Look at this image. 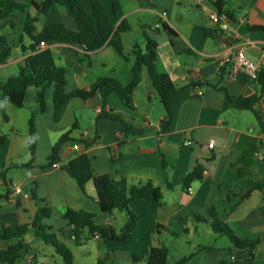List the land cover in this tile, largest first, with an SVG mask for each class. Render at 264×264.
<instances>
[{
	"label": "crops",
	"instance_id": "crops-1",
	"mask_svg": "<svg viewBox=\"0 0 264 264\" xmlns=\"http://www.w3.org/2000/svg\"><path fill=\"white\" fill-rule=\"evenodd\" d=\"M17 1L37 17L38 31L44 24L56 23L76 29L75 21L60 7H52L42 17L32 7L42 0ZM98 1L115 28L123 24L129 27L121 33L126 58L108 44L89 53L81 46L64 42L45 43L44 47L24 54L30 43L23 36V16L14 12L0 18V34L12 48L11 58L0 64V81L18 74L21 67L34 70L54 64L65 69L67 93L89 91L99 78H113L125 86L132 79L135 51H144L146 37H150L157 42V73L169 76L179 89L168 131L163 132L165 112L146 68L133 91L134 109L124 106L115 94L108 98V109L146 129L140 136L126 135L121 125L109 119H96L101 108L99 93L88 100H70L61 120L55 122L53 87L45 90V112L36 102L39 89L31 88L25 96V107L17 108L18 111L8 108L11 132H0L7 135L6 145L0 151V174H5L4 179L0 178V194L8 183L9 197L15 188H20L25 193L34 191L36 197L46 200L51 214L42 223L50 228L49 234H56L57 241L68 248L75 245L72 231L62 232L70 226L63 218L68 210L92 213L97 224L108 225L119 233L126 223L125 214L119 210L103 213L93 184L89 182L81 188L65 168L85 153L95 176L123 177L130 184L150 181L161 189L160 202L146 194L131 203L139 218L137 228L124 241L105 243L114 252L119 246L124 253L146 255L151 246L163 245L168 251L166 264H175L190 253L194 255L184 264H211L207 248L231 247L226 236L227 241L222 238L224 235L215 234L209 224L196 220V215L208 219L211 209L238 238L254 240L264 236V142L260 139L263 129L252 110L238 109L235 103L240 98H259L262 78L254 79L245 70L233 71L238 51L242 50L252 64H257L264 53V30H251L264 27V0H221L234 21L228 19L227 24L219 25L210 20V15L217 12L213 3L218 0H204L201 4L197 0ZM162 12L168 13L166 19H161ZM231 30L238 35L239 43L230 37ZM253 109L263 116L258 103ZM33 110L37 147L34 160L25 166L30 159L27 123ZM22 111L28 114L22 115ZM65 133H69L70 141L59 149L54 167L49 156ZM187 141L189 145L184 144ZM209 141L215 143L213 149L208 148ZM27 152L26 162H18L20 153ZM197 169L200 177L185 189V178ZM23 170L24 177L19 174ZM36 213L32 196L0 199V230L30 224ZM157 225L177 236L166 231L154 233ZM21 239L33 249L22 262L36 264L35 247L42 240L33 230ZM17 241L0 239V250ZM231 260L236 264H264V242L251 255L234 251Z\"/></svg>",
	"mask_w": 264,
	"mask_h": 264
},
{
	"label": "trees",
	"instance_id": "trees-1",
	"mask_svg": "<svg viewBox=\"0 0 264 264\" xmlns=\"http://www.w3.org/2000/svg\"><path fill=\"white\" fill-rule=\"evenodd\" d=\"M219 15L234 21L232 13L224 10V4L221 0L213 3ZM57 6L66 12L76 23V29L68 28L62 23L44 24L40 31L37 30V17L31 16L29 7L18 2L17 0H0V18H7L10 14L18 12L23 16V36L29 41V45L25 48L24 54L37 50L41 42H64L81 46L87 52H95L103 48L105 45H111L114 50L123 58L121 43V33L128 30V26L123 24L115 28L105 8L98 0H42L41 3H33L32 7L36 10L37 15L45 17L49 14L52 7ZM115 11L118 9L114 5ZM251 30H264V27H253ZM157 42L146 37L145 50L137 49L135 51L136 60L132 67V79L127 85H122L113 78H99L91 86L89 91L66 92L65 69L54 64H45L34 70L27 67H21L18 74L10 76L6 81H0V114L3 121L9 122V117L3 112L2 103H9L16 108L25 107V96L29 89H39L37 94V105L41 112H45V90L53 87V107L54 120L59 122L66 110L69 101L74 98L83 100L91 99L96 93L101 95V108L96 119H109L121 125L123 133L126 135L140 136L146 131L137 125L126 121L124 117L118 113L108 109V98L111 94H115L119 100L129 109H134L133 91L141 80V72L146 68L154 88L157 99L162 104L165 118L162 122L163 132H167L173 117V100L179 92V89L167 75L159 74L156 71V54ZM12 56V48L8 44L5 37L0 34V64H5ZM263 81L261 80V83ZM258 97L236 99V108L252 110L257 117L261 129H264L263 117L253 106L257 104ZM34 110L28 121L29 134V166L34 160L37 147V134L34 125ZM70 141L69 133L63 134L52 147L49 161L51 164L58 160V152L61 146ZM7 142V135L0 133V151ZM65 168L69 175L73 177L79 186L83 188L85 184L91 182L96 192V200L103 213H111L114 210L122 211L126 216V223L119 233H116L108 225H99L95 221V215L86 211H66L63 218L68 221L69 225L74 228L70 235L73 237L75 245H82L86 241L95 239V235L99 234L103 239L113 241L126 240L137 228L139 218L131 209V203L146 195L151 194L157 202L162 199L161 189L152 182L130 184L127 179L116 178L111 175L95 176L91 168V162L87 154L83 153L68 162ZM200 177V171L190 173L184 180V188L188 189L190 183ZM0 178H5L4 171L0 174ZM260 185V184H259ZM10 187L5 184V190L0 194V199L8 200ZM27 193V192H26ZM35 200L37 205V213L30 224L20 225L15 229L12 227H2L0 230V239L5 242L18 240L16 243L9 245L6 249L0 250V264H17L22 258L29 255L33 249L21 239L29 230H33L34 235L42 240L46 245L53 247L55 253L60 256L65 264H72L73 253L65 244L57 241L56 234H49L47 230L50 228L42 223L43 219L50 217L51 208L44 199L36 197L34 191L28 193ZM200 223L209 224L211 230L215 234L226 236L231 247L225 249L207 248L212 257L211 264H236L231 260L234 251H247L252 253L256 246L264 242V236L254 240H242L238 238L230 229L229 225L218 219L214 209L210 210L209 218L199 215L195 216ZM166 231L172 236L176 233L167 230L165 227L157 225L154 233ZM194 253L176 260L175 264L186 263ZM252 256H250L251 258ZM168 251L163 245L157 247L151 246L146 255H131L133 262L144 261L145 264H166ZM110 256L107 253L103 258L98 259L97 264H107Z\"/></svg>",
	"mask_w": 264,
	"mask_h": 264
},
{
	"label": "rangeland",
	"instance_id": "rangeland-1",
	"mask_svg": "<svg viewBox=\"0 0 264 264\" xmlns=\"http://www.w3.org/2000/svg\"><path fill=\"white\" fill-rule=\"evenodd\" d=\"M16 74V73H13ZM3 112L5 114H9L8 108L11 107L14 111H18V109L13 106L12 104L5 103L1 105ZM23 113L22 115H27V112H20ZM20 116V115H19ZM25 124V121H24ZM19 126V125H18ZM255 126H257V122L255 120ZM28 127V123H27ZM20 130L23 129V127L19 126ZM13 129V126H9L8 123H5L3 121L2 114H0V132L2 133H10ZM25 129V126H24ZM27 153H20V159H18V162L24 163L27 160ZM17 162V161H16ZM17 162V163H18ZM11 170H9L10 172ZM25 170L20 171L19 174L21 176H25ZM225 241H227L225 236L222 237ZM112 242L113 240L110 239H103L100 237L99 240L91 239L86 241L82 245H70L69 248L72 250L74 255V260L72 264H97L98 259L103 258L107 253H109L110 259L107 262V264H145L144 261L140 262H133L131 259V255L124 253V250H121V247L117 246L118 249L112 251L111 249H108L105 247V243ZM114 242V241H113ZM35 255L37 256V263L36 264H65L63 259L58 256L55 251L50 247L42 242L40 245L35 247ZM23 259H21L18 264H24L22 262Z\"/></svg>",
	"mask_w": 264,
	"mask_h": 264
},
{
	"label": "built area",
	"instance_id": "built-area-1",
	"mask_svg": "<svg viewBox=\"0 0 264 264\" xmlns=\"http://www.w3.org/2000/svg\"><path fill=\"white\" fill-rule=\"evenodd\" d=\"M197 2L199 4H201L202 2H204V0H197ZM160 17H161V19H166L168 17V13L167 12H162L160 14ZM210 20L215 25H219L221 22L227 24L228 18L224 14L219 15L217 12H215V13H212L210 15ZM230 37L236 43H239L238 42V38H239L238 35L232 30H231ZM44 46H45L44 42H41L40 45H39V47H44ZM237 58H238V60H237V62L235 63V65L233 67V71L234 72H237L239 70H245L254 79L262 78V81H263L262 82V89H261V92H260V95H259L257 103H258L259 109L262 112V115H263L262 117H263V120H264V53L262 54V56H261V58H260V60H259V62L257 64H252L251 62H249L246 59V57H245V55H244L242 50L238 51ZM260 139H261V142H264V129H263V131L260 134ZM184 144L185 145H189L190 142L187 141ZM214 146H215V143L213 141H209L208 148L209 149H213ZM73 148L77 149L78 145H73ZM53 166L57 167V163H53ZM17 195H22L25 198L29 197L28 193L23 192L20 188H15L13 195L11 197H9L8 199L11 200L12 198H14ZM95 239H100L99 234L95 235Z\"/></svg>",
	"mask_w": 264,
	"mask_h": 264
},
{
	"label": "water",
	"instance_id": "water-1",
	"mask_svg": "<svg viewBox=\"0 0 264 264\" xmlns=\"http://www.w3.org/2000/svg\"><path fill=\"white\" fill-rule=\"evenodd\" d=\"M227 38L229 39V37H227ZM73 228H74V226H73V225H70V226H68L67 228L63 229L62 232H68V233H70V232L72 231Z\"/></svg>",
	"mask_w": 264,
	"mask_h": 264
}]
</instances>
